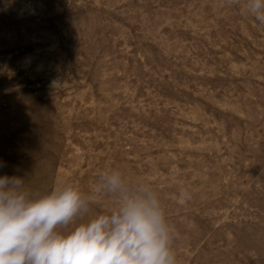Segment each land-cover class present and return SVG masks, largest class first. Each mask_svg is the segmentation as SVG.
Instances as JSON below:
<instances>
[{
  "label": "rangeland",
  "instance_id": "obj_1",
  "mask_svg": "<svg viewBox=\"0 0 264 264\" xmlns=\"http://www.w3.org/2000/svg\"><path fill=\"white\" fill-rule=\"evenodd\" d=\"M245 4L0 0V176L87 191L120 169L159 193L179 264H264V25Z\"/></svg>",
  "mask_w": 264,
  "mask_h": 264
},
{
  "label": "clouds",
  "instance_id": "obj_2",
  "mask_svg": "<svg viewBox=\"0 0 264 264\" xmlns=\"http://www.w3.org/2000/svg\"><path fill=\"white\" fill-rule=\"evenodd\" d=\"M245 9L264 25V0H246ZM191 198L187 190L178 197ZM104 199L107 211L68 230ZM175 240L156 189L120 169L102 172L87 191L75 182L33 190L24 176H0V264H179Z\"/></svg>",
  "mask_w": 264,
  "mask_h": 264
}]
</instances>
